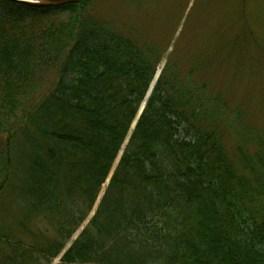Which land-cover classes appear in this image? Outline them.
<instances>
[{"label": "trees", "instance_id": "trees-1", "mask_svg": "<svg viewBox=\"0 0 264 264\" xmlns=\"http://www.w3.org/2000/svg\"><path fill=\"white\" fill-rule=\"evenodd\" d=\"M106 1L123 16L0 0V264H264V38L245 0L183 59L180 20L149 28L160 0ZM224 59L249 80L238 96L203 77Z\"/></svg>", "mask_w": 264, "mask_h": 264}, {"label": "rangeland", "instance_id": "rangeland-1", "mask_svg": "<svg viewBox=\"0 0 264 264\" xmlns=\"http://www.w3.org/2000/svg\"><path fill=\"white\" fill-rule=\"evenodd\" d=\"M209 1L211 0L198 1V6H196L195 10H199V12L194 15L191 14V17L189 19L190 24H188V26L186 27L185 34L181 39H179V35L181 33V30L183 29L184 22L188 18L187 16L195 0H189V2L188 0H160L161 5L153 7L154 12L150 21L153 20V17L156 19L151 23V26L149 28H151V31L155 34L156 37L160 38L164 35L165 32H171V30H173L174 27L177 26L180 20V26L179 28H177L171 44H180L176 57L180 59L186 58L192 52H196V50L198 49L202 52L203 50L201 49V47L203 43L206 44V42H208L213 44L214 40L222 35L217 29H220L223 24L228 21L227 18L232 17V5L234 6L235 10L237 7V0H217V5L215 6L214 4H212V2H210L209 4ZM245 2L247 4L245 8L247 14V26L253 30L254 35H258L259 37L264 38V36H262L264 34V0H245ZM182 3L187 4L184 13H182V9L180 6ZM119 5L112 1L94 0L93 6L91 7L92 14L102 23H105L107 13L113 15V19L117 20L124 14L123 9ZM156 9L158 11H156ZM2 11L3 10L0 9V14L3 13ZM168 19L170 21H173L174 25L169 21L167 23L164 22V20ZM238 20L233 21L236 27H238ZM243 23L246 24V20L244 17ZM144 26L148 27L147 25ZM250 39V35H247L243 38L240 46V52L237 54V57L239 58L246 51H250V53L246 57L249 61V65H252L254 64L251 54L253 48L250 50V48L248 47V42L250 41ZM168 52H170V50ZM254 54L258 55L256 53ZM259 60L260 61L258 62V64H262V68L264 70V62L261 63V58H259ZM164 62L165 60L162 61V66L164 65ZM236 64L237 62L234 63L229 59H224L214 67V70H209L204 74L203 77L207 82H209L211 88L215 89L221 85H227L231 90V96H238V92L244 90L248 86L249 80H246L245 77L242 76L239 68L236 69L232 77L230 76L229 69H232V67L236 66ZM247 67L249 66L245 65V69L248 71Z\"/></svg>", "mask_w": 264, "mask_h": 264}, {"label": "water", "instance_id": "water-1", "mask_svg": "<svg viewBox=\"0 0 264 264\" xmlns=\"http://www.w3.org/2000/svg\"><path fill=\"white\" fill-rule=\"evenodd\" d=\"M4 1H9L12 3H16L19 5H23V6L35 8V9H50V8H59V7L67 6V5L76 4V3L81 2L82 0H4ZM158 75L159 74L156 75L155 80L150 86V89L144 100L143 106L145 105L147 99L149 98L151 94V91L155 85Z\"/></svg>", "mask_w": 264, "mask_h": 264}]
</instances>
